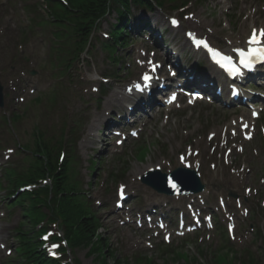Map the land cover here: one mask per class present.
Listing matches in <instances>:
<instances>
[{"label":"rangeland","instance_id":"obj_1","mask_svg":"<svg viewBox=\"0 0 264 264\" xmlns=\"http://www.w3.org/2000/svg\"><path fill=\"white\" fill-rule=\"evenodd\" d=\"M225 1V0H221ZM236 1V2H235ZM238 1V2H237ZM220 0H209L207 4V9H200L197 8L196 10V17L200 18L201 20H204L207 22V25L212 28V24L216 23L217 26V33L221 32V29H224L226 26V9L230 6L228 4L225 8H223V5L218 6V18L216 20H213L210 16L211 11L214 10L216 5H219ZM8 3V0H0V48H2V51L5 53L10 52V46L8 45L7 38L13 35L17 41L23 42L25 48H24V55H26V58L30 61V66L34 70H40L41 62L45 59L46 54L48 52V47L46 44V39L44 36L39 34V31H30L28 32L25 39H23L22 36V27H26L28 25V19L26 15H24L20 11V6H11ZM210 9L211 11H209ZM264 15V6L261 5L259 0H234L233 8H232V15H241L243 17L242 26L247 24L248 26L252 25L254 22L256 24L259 23L258 15ZM117 17L114 16L110 23L106 24L104 26V32H108L111 29V24H114ZM149 19L151 23H149ZM144 21L145 24L149 26V29L144 30L143 33L147 37L152 36L153 28L157 29V32L159 34H163L167 36L168 44H167V52H172V50L175 48V45L173 44V41H177L179 44L183 43V30H180L178 32H171L166 33L165 31L169 28V21L167 17H165L161 13H149V17H145ZM199 27V26H198ZM229 29V28H228ZM149 40L146 39V42ZM145 44V43H144ZM142 44V45H144ZM142 47V46H140ZM135 48H132L129 50V53L133 51ZM122 53V51H120ZM184 60H188L187 54H182ZM107 54L104 53L102 50H99L96 53V63H97V72H93L92 74H89V77L85 74L87 78H91L92 76L98 75H104L107 72H113L117 68L114 65H111L107 62ZM8 64L11 65V61L8 60ZM30 83L32 81H35L33 79H27ZM127 81V76H123L120 81L114 82L111 86L113 88V92L118 91V87L123 88L124 83ZM33 85V84H30ZM38 87L40 89H44L45 85L41 82L38 83L37 86H32V90H37ZM106 111L103 112H95V115L103 116ZM116 124L120 123L119 119H114L112 116L110 117ZM196 122V119H190L188 120V123ZM97 131V130H96ZM95 131V132H96ZM217 130H214L215 132ZM212 132V133H213ZM102 138H104V135L101 136L99 139H93V155L94 159H97L98 161L102 159L103 152L106 151V149L110 148L113 150V144L105 145L102 143ZM203 148L201 142L198 143V149ZM247 162L251 163H264V150H251L244 159ZM215 165V164H214ZM108 176V166H100V169L96 172L94 176V182L95 187L90 190L91 195L93 196V199L98 202H102L106 197V189L108 187V183L106 181V178ZM216 180L221 179V175L218 177H215ZM139 191L141 193L144 200L143 203L150 200L153 204L162 205L165 204L167 199L163 197H157L152 192L147 191L144 188H139ZM216 194V193H215ZM211 194L210 196L207 195L209 200L215 204L217 200V195ZM110 200L115 199V195L112 194L110 197ZM261 205L264 208V199L260 200V203L257 202V199L255 202L250 203L253 208L257 209L258 205ZM133 209L138 210V207L136 205H133ZM5 215V219L0 220V245H4L3 247H9L13 243V237H14V229L17 227V224L22 219V216L20 214H15L13 216H10L3 208H0V215ZM110 215L115 214L114 212L110 211ZM116 216L119 217L118 213H116ZM115 218V221L112 223H108L107 220L102 218L104 230L102 231V235L111 241L113 250L122 258H130L132 257L137 251L142 253L143 255H149V257H153V259H156L158 256L157 249L155 248L154 251H152V247H154L156 244L153 241H150L149 235L145 233L138 232L135 227H131L130 229H127L125 227H120L121 222L118 218ZM242 218L240 217V220ZM249 238V237H248ZM139 242H143L141 245ZM201 242L202 245L206 244V241L199 240V243ZM146 243H152L153 246L151 247H145L143 246ZM175 246L177 247L180 242L176 240L174 242ZM246 244H249L248 241H246ZM86 252L82 253V256L86 255ZM94 258V257H93ZM8 259L6 251H3L0 248V262L4 263ZM95 259V258H94ZM93 259H89L88 263L92 264ZM159 264H161L160 259H156Z\"/></svg>","mask_w":264,"mask_h":264},{"label":"snow or ice","instance_id":"obj_2","mask_svg":"<svg viewBox=\"0 0 264 264\" xmlns=\"http://www.w3.org/2000/svg\"><path fill=\"white\" fill-rule=\"evenodd\" d=\"M173 23L175 24L176 22L173 21ZM247 43L249 45L247 51L243 49H234L239 57L238 65L233 62V58L231 56L222 55L218 51L210 48L208 50L217 64L225 68L230 74L239 76L243 75L244 71L255 70L257 61L264 63V29H253ZM204 47H208L207 44H204ZM143 79L147 82L150 77L146 75ZM137 89L139 90V85H137ZM168 183L174 190H178L177 185L171 180H169ZM45 239H47V237H45ZM0 247H3V245H0Z\"/></svg>","mask_w":264,"mask_h":264},{"label":"trees","instance_id":"obj_3","mask_svg":"<svg viewBox=\"0 0 264 264\" xmlns=\"http://www.w3.org/2000/svg\"><path fill=\"white\" fill-rule=\"evenodd\" d=\"M89 12L96 16L105 10L106 5L103 4L102 0H89Z\"/></svg>","mask_w":264,"mask_h":264},{"label":"bare ground","instance_id":"obj_4","mask_svg":"<svg viewBox=\"0 0 264 264\" xmlns=\"http://www.w3.org/2000/svg\"><path fill=\"white\" fill-rule=\"evenodd\" d=\"M154 10V9H153ZM155 11V10H154ZM194 70H196V69H194ZM208 75H209V72H207L205 75H204V78L206 79V77H208ZM260 242H262V241H259V242H256L255 244H259Z\"/></svg>","mask_w":264,"mask_h":264}]
</instances>
